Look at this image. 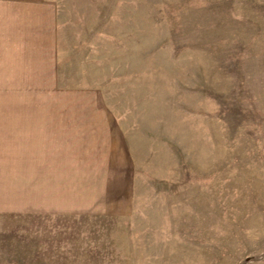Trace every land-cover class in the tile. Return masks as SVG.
<instances>
[{"label": "rangeland", "instance_id": "obj_1", "mask_svg": "<svg viewBox=\"0 0 264 264\" xmlns=\"http://www.w3.org/2000/svg\"><path fill=\"white\" fill-rule=\"evenodd\" d=\"M52 1L58 52H0V115L99 120L35 183L0 153V264H264V0Z\"/></svg>", "mask_w": 264, "mask_h": 264}, {"label": "crops", "instance_id": "obj_2", "mask_svg": "<svg viewBox=\"0 0 264 264\" xmlns=\"http://www.w3.org/2000/svg\"><path fill=\"white\" fill-rule=\"evenodd\" d=\"M0 52H58L55 3L52 0H0ZM74 117L81 116L2 114L0 115V153H28V159L26 156L18 159L20 162L17 167L21 170H34V183L40 172L57 169L59 162H64L60 165L61 168L74 167L75 158L72 154H84L89 151L84 149L85 144L83 145L79 136L82 135V131L95 130V128H92L94 124L91 123L81 127L82 125L72 122L99 120L92 116H85L91 117L85 119ZM82 159L83 157H80L76 161ZM9 168L7 161L0 162V180L9 177L7 173ZM4 170L7 175L1 176ZM50 174L46 175L45 179L53 183L56 177ZM49 183L45 189L34 187V209L47 214L68 211L69 208H59L55 203L58 195ZM39 185H42L41 182ZM3 192L5 195L10 194L11 189L0 188V195ZM2 199L3 197H0V201Z\"/></svg>", "mask_w": 264, "mask_h": 264}]
</instances>
